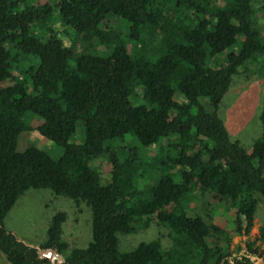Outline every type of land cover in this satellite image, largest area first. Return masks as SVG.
<instances>
[{
    "label": "trees",
    "instance_id": "obj_1",
    "mask_svg": "<svg viewBox=\"0 0 264 264\" xmlns=\"http://www.w3.org/2000/svg\"><path fill=\"white\" fill-rule=\"evenodd\" d=\"M111 17L127 23L125 37L107 26ZM55 24L65 28L68 43ZM250 63L264 66V0H0V252L6 260L264 264V224L244 248L229 249L234 237L249 235L259 203L264 208V100L261 133L248 151L229 138L218 115L233 77ZM135 96L140 104H133ZM27 114L38 119L35 127ZM34 129L61 149L57 159L34 146L17 150L19 135ZM99 159L107 178L93 167ZM37 189L90 207L85 248L66 254L63 213L37 246L7 230L8 212ZM208 195L229 200L236 212L229 226L188 214L194 198ZM152 223L169 230L172 247L155 240L119 251V234Z\"/></svg>",
    "mask_w": 264,
    "mask_h": 264
},
{
    "label": "rangeland",
    "instance_id": "obj_2",
    "mask_svg": "<svg viewBox=\"0 0 264 264\" xmlns=\"http://www.w3.org/2000/svg\"><path fill=\"white\" fill-rule=\"evenodd\" d=\"M57 1L26 0L28 4L33 5L54 4ZM106 23L110 29L119 32L121 38L126 36L128 28L126 22L111 17ZM53 29L65 42H69V36L65 34V28L61 24L53 25ZM260 64L250 63L239 70L238 74L233 77V81L218 108V115L224 123L229 138L239 142L247 151L251 149L253 142L259 138L261 133L259 115L264 100V66L262 67ZM176 100H181L180 96H176ZM132 102L135 105L140 104V96L133 97ZM31 117L30 114H27L25 120L30 126L35 127L38 119ZM76 142H82V134ZM31 146L45 151L54 159H57L62 153L60 148L41 137L35 129L23 132L18 137L17 150L19 152ZM155 152L156 148L147 150L149 155H153ZM93 167L103 173V177L107 176L105 160L95 161ZM191 205L192 207L187 211L189 215H200L204 220L212 221L220 226H229L236 214L227 198H218L212 195L203 198L196 197ZM57 213H63L66 217L61 234L62 241L68 247L66 254L68 255L74 249L85 248L91 241L90 207L86 203L74 202L65 196L55 195L48 189L26 191L6 215L4 225L18 239L29 245L37 246L44 242L50 221ZM263 224L264 208L259 203L249 235L234 237L229 249H235L237 246L244 248L245 242L254 240ZM118 240V249L122 253L132 251L141 243L155 240H159L163 248L172 247L169 230L157 226L155 223L150 224L148 228H138L130 234H119ZM227 250L226 245H222V252L225 253ZM0 264H10L1 252Z\"/></svg>",
    "mask_w": 264,
    "mask_h": 264
},
{
    "label": "water",
    "instance_id": "obj_3",
    "mask_svg": "<svg viewBox=\"0 0 264 264\" xmlns=\"http://www.w3.org/2000/svg\"><path fill=\"white\" fill-rule=\"evenodd\" d=\"M240 219H241V222H242V226L245 227L246 226V223H247L245 216L244 215H241L240 216Z\"/></svg>",
    "mask_w": 264,
    "mask_h": 264
}]
</instances>
